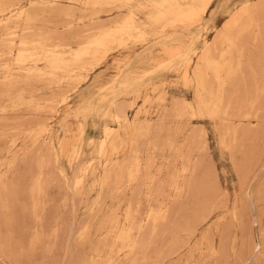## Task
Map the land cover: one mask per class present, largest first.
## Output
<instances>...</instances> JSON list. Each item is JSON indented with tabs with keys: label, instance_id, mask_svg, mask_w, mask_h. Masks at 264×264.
Listing matches in <instances>:
<instances>
[{
	"label": "rangeland",
	"instance_id": "1",
	"mask_svg": "<svg viewBox=\"0 0 264 264\" xmlns=\"http://www.w3.org/2000/svg\"><path fill=\"white\" fill-rule=\"evenodd\" d=\"M261 1L210 0L195 21L144 42L109 43L73 79L34 92L39 107L0 111V264H101L107 255L118 264H264V10L241 32L242 66L223 86L226 115L200 106L190 82L204 54L219 59L231 12ZM65 21L38 13L34 29L53 34ZM71 21V33L90 26L87 15ZM205 83L212 104L211 70ZM0 103H7L1 93ZM119 114L149 128L133 135L128 126L124 149ZM132 146L141 164L137 180L127 181ZM105 157L116 166L101 185ZM158 207L165 217L153 230L147 214ZM127 225L139 243L133 252L117 238Z\"/></svg>",
	"mask_w": 264,
	"mask_h": 264
},
{
	"label": "bare ground",
	"instance_id": "2",
	"mask_svg": "<svg viewBox=\"0 0 264 264\" xmlns=\"http://www.w3.org/2000/svg\"><path fill=\"white\" fill-rule=\"evenodd\" d=\"M209 1L210 0H73V4L70 3L65 5L61 3L60 0H29L27 3L30 4V6L29 8H25V3L21 2V0H0V51H2L3 46H7V51L11 52L13 51L12 42L14 41V44L17 43V47L13 51V62L5 61L0 52V86L2 88L0 93L4 94L5 100L7 101L6 104L0 103V111L7 109L6 105L17 106L33 104L39 107L32 98L34 92L51 83H59L73 79V77L77 75V71L89 65L91 60L94 57H98V54L103 51L109 43L125 44L127 42H144L151 35L161 34L169 29L185 24L186 22L195 21L196 17L204 12ZM107 6L110 7L107 8ZM78 10L80 11L79 14H77ZM123 10L125 11L124 16L121 15ZM263 10L264 0L254 6L248 4H246V6H240L235 11L231 12L222 26V31L218 35V40L222 43L221 47L218 48L219 59L215 60L209 55L210 53L204 54L200 60L202 66L197 67L191 73L190 82L195 88L200 106L202 104L204 108H210L209 114L211 116H218L219 114L226 115L221 105L223 100V86L227 82L229 76L234 74L235 71L242 66L243 52L242 44L240 43L241 32L245 29L247 31L249 27L256 26L257 17ZM103 12H115L116 16L109 19H101L100 15ZM38 13L49 16H63L66 20L63 24V30L58 32L55 30L53 34L49 32L44 33V31L42 32L40 30L36 31L34 29V21L37 19ZM86 15L88 16L90 26L82 30L75 29V31L71 33L69 30L72 23L71 20H73V22H75L74 20L79 21ZM18 24L22 25V29L25 30L20 35H17L16 31L11 29V26ZM89 30L93 31L85 35L86 37L84 40L78 41L80 36H82V32ZM67 39H76V41H78V46L72 48L70 44L65 43ZM6 40L10 42L7 43L5 42ZM214 51H216V49H214ZM223 60H225V65ZM39 62L44 63L45 66L40 67ZM207 70H211L214 73L217 81L214 95L215 102L212 104L206 99V92H211L210 89L206 88L205 83ZM253 102L250 104V107L253 106ZM118 116H123L124 149L127 145L126 137L129 135L127 127L130 125L128 124L127 116L124 114H119ZM130 130V134L137 135L140 133L144 135L149 128L145 125H131ZM42 134L43 133H41V135ZM119 149V145L113 144V155H117ZM102 154L104 155V149H102ZM124 157L123 152V158ZM104 161L105 163L103 164L101 172L102 175L99 179L101 185L107 183L112 174V170L116 166L115 163H112L110 157H105ZM124 162L123 164H126L129 169L127 170V181L137 180L141 164L139 150L134 146L130 147L126 158H124ZM182 171H184V168L180 169V172ZM164 217L165 210H162L161 207H158L157 210L151 209L147 214V218L152 222L151 225L153 230L156 226L158 227V223L164 219ZM128 218L129 216L127 214L125 220L127 221ZM131 229L132 226L130 225H127L125 228H118L119 233L117 234V238L126 245L129 252L135 251L139 246L136 240L130 238ZM110 258L111 256L107 255L105 262L101 264H118L117 261L111 260Z\"/></svg>",
	"mask_w": 264,
	"mask_h": 264
}]
</instances>
